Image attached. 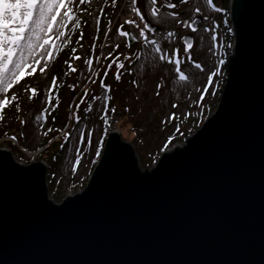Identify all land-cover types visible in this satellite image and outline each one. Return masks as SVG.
<instances>
[{
  "label": "water",
  "instance_id": "obj_1",
  "mask_svg": "<svg viewBox=\"0 0 264 264\" xmlns=\"http://www.w3.org/2000/svg\"><path fill=\"white\" fill-rule=\"evenodd\" d=\"M231 4L218 107L153 169L113 129L83 191L56 203L44 161L0 149V264H264V0Z\"/></svg>",
  "mask_w": 264,
  "mask_h": 264
},
{
  "label": "rangeland",
  "instance_id": "obj_2",
  "mask_svg": "<svg viewBox=\"0 0 264 264\" xmlns=\"http://www.w3.org/2000/svg\"><path fill=\"white\" fill-rule=\"evenodd\" d=\"M73 9L78 23L60 29L67 39L52 34L51 60L0 88V101H9L0 110V149L24 165L44 161L56 203L83 191L113 129L133 145L142 170L183 146L217 109L236 40L231 0H73ZM162 12L168 17L158 19Z\"/></svg>",
  "mask_w": 264,
  "mask_h": 264
},
{
  "label": "snow or ice",
  "instance_id": "obj_3",
  "mask_svg": "<svg viewBox=\"0 0 264 264\" xmlns=\"http://www.w3.org/2000/svg\"><path fill=\"white\" fill-rule=\"evenodd\" d=\"M80 2L83 3L84 0ZM168 7L175 8V5L169 4ZM69 21L78 23L74 21L73 0H0V88L11 89L14 83L26 75V70H30L27 74H34L36 65H40L45 56L51 60L52 50L57 47L52 34H55L56 39H67L60 29ZM121 35L127 33L121 32ZM188 47L191 48V44ZM38 49L43 51L39 52V58L34 59L33 54ZM29 59L33 60L32 64H29ZM87 63L90 64L91 61ZM46 67L47 65L40 66L39 71L44 72ZM120 67L123 68V65ZM120 78L119 75L114 76L117 81ZM179 78L187 79L182 72ZM8 104L7 99L0 101V110ZM2 119L3 115L0 114V120ZM96 155H100L99 151Z\"/></svg>",
  "mask_w": 264,
  "mask_h": 264
},
{
  "label": "bare ground",
  "instance_id": "obj_4",
  "mask_svg": "<svg viewBox=\"0 0 264 264\" xmlns=\"http://www.w3.org/2000/svg\"><path fill=\"white\" fill-rule=\"evenodd\" d=\"M153 9H154V12L156 13L157 12V9H158V11H159V8L156 6V5H154V7H153ZM168 16H167V14L166 13H164V12H162V13H160V14H157V18L158 19H161V18H167ZM7 149V148H6ZM89 182V181H88ZM88 184V183H87ZM86 184V185H87Z\"/></svg>",
  "mask_w": 264,
  "mask_h": 264
},
{
  "label": "trees",
  "instance_id": "obj_5",
  "mask_svg": "<svg viewBox=\"0 0 264 264\" xmlns=\"http://www.w3.org/2000/svg\"><path fill=\"white\" fill-rule=\"evenodd\" d=\"M85 90H86V89H84V90L81 92V94L84 93Z\"/></svg>",
  "mask_w": 264,
  "mask_h": 264
},
{
  "label": "built area",
  "instance_id": "obj_6",
  "mask_svg": "<svg viewBox=\"0 0 264 264\" xmlns=\"http://www.w3.org/2000/svg\"><path fill=\"white\" fill-rule=\"evenodd\" d=\"M73 195V194H72Z\"/></svg>",
  "mask_w": 264,
  "mask_h": 264
}]
</instances>
